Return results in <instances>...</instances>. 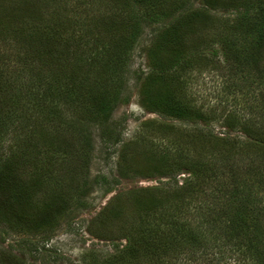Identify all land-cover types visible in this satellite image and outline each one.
Returning <instances> with one entry per match:
<instances>
[{
    "label": "rangeland",
    "instance_id": "1",
    "mask_svg": "<svg viewBox=\"0 0 264 264\" xmlns=\"http://www.w3.org/2000/svg\"><path fill=\"white\" fill-rule=\"evenodd\" d=\"M116 1L0 0V118L10 110L16 120L11 123L13 126L7 135L0 139V161H13L14 166L23 171L22 184H32L30 161L36 155L23 150L31 134L23 126L27 120L34 124L35 117H38L36 124L39 129L33 138L36 140L33 150L38 152L44 169H50V180L53 181L30 192L26 212L37 214L51 196L59 195L66 205V211L53 231L47 228L37 231L11 229L0 223V264L9 253H14L26 264H84L87 252H100V258L113 254L111 241L124 238L129 225L136 222L142 212L168 208L173 202V199L165 198L162 188L178 174V168L191 162L200 166L210 157L207 153L211 151L209 147L212 144L204 137L200 138L208 131L219 138L251 143L248 147L251 146L252 158L260 156L259 145L264 140V131L259 129L261 124H254L246 134L231 131L224 126V122L232 115L236 116L243 107L248 111L258 107V100L264 95V86L255 94L240 88H228L221 75L222 68L216 58L208 55L209 51L204 50L206 56L194 58L191 69L185 73V95L193 105L203 109L206 120L198 117L173 120L150 114L140 107L138 76H142L144 81L151 73L152 64L168 63L174 59L168 48L155 45L151 29L144 31L132 51L131 66L127 76H124L123 98L130 97V100L128 103L123 101L113 110L106 127L89 123L85 117L82 119L81 109H66V102L55 100L65 75L70 79L73 76L75 82L82 83L83 79L78 80L77 76H86L90 84L99 76L87 73L86 66L74 64V60L72 62L63 52L56 51L52 55L47 46L58 49L59 40L74 37L75 41L77 35H85V31L89 33L87 40L90 41L97 36L96 28L102 25L109 27L108 19L114 11L108 10L115 8ZM169 2L167 6L178 4L176 0ZM201 2L191 0L195 8L200 7ZM107 4L110 6L108 10ZM211 14L207 29L194 30L193 35L185 39L187 49L204 45L218 49L216 44L211 43L218 36L216 14ZM44 36H49L50 41L42 39ZM108 39L111 36L103 42ZM83 52L82 48L78 51L79 54ZM54 55H59L58 60L54 61ZM192 57L189 56V60ZM63 60L66 61L65 66L60 65ZM252 71L256 72L255 69ZM170 83L171 80L157 82L155 87ZM251 95L256 96L257 102L252 101ZM52 99L62 105L57 107L53 104L49 109ZM248 115L239 114L241 118ZM51 121L53 123H49ZM105 130L108 134H103ZM118 139L122 141L117 143ZM238 157L235 155L234 160L237 161ZM242 168L241 174L246 170ZM176 177L182 185L187 176L180 171ZM153 188L159 189L149 190ZM200 204L197 200L193 201L188 208L175 215L190 221ZM171 211L179 212L175 209ZM163 213L165 215L166 212L162 211L156 217ZM122 243L126 244V241L122 240ZM228 252L227 249L214 251L215 259H221ZM227 257L215 264H236L234 256ZM177 259L175 264H211L204 262L202 252L190 260L185 251ZM89 260L86 257V261Z\"/></svg>",
    "mask_w": 264,
    "mask_h": 264
},
{
    "label": "trees",
    "instance_id": "2",
    "mask_svg": "<svg viewBox=\"0 0 264 264\" xmlns=\"http://www.w3.org/2000/svg\"><path fill=\"white\" fill-rule=\"evenodd\" d=\"M176 1L178 4L167 6L169 0H117L114 9H110L109 4L106 6L107 10L110 9L108 11H114V15L108 19L109 27L102 25L96 28L97 36L90 38V41L87 40L89 33L85 31V35H77L75 41L74 37L59 40L58 49L48 45L52 55L56 51L63 52L72 62L74 60V64L86 66L87 73H95L100 80L103 79L97 81L99 79L96 78L90 84L86 76H77L76 79H83L82 83L75 82L73 76L70 79L65 75L55 100L66 102V109H81L82 119L85 117L89 123L106 127L113 110L123 101L128 103L130 100V97L123 98L124 76H127L131 66L132 51L146 29H151L155 45L168 48L174 59L168 63L152 64L145 82L142 76H138V103L144 111L173 120L197 117L206 120L203 109L193 105L185 95V73L191 69L194 58L206 56L204 50L218 61L228 88H240L249 94L258 92L264 86V0H226L227 3L225 0H201L198 8L192 5L191 0ZM213 12L216 14L218 36L211 43L216 44L218 49L213 50L209 45L187 49L185 39L192 36L194 30L207 29V21ZM108 36L111 39L103 42ZM42 39L48 41L50 37L44 36ZM81 48L84 52L79 54ZM59 55H54V61L56 58L58 60ZM189 56H193L192 59L189 60ZM42 59L45 61V57ZM60 62L65 66L66 61ZM165 80H171V83L155 87V83ZM255 97L251 95L252 101L257 102ZM53 104L57 107L62 105L52 99L49 109ZM247 113L248 117H240ZM13 117V112L8 110L0 118V139L7 135L13 126L11 123L16 121ZM230 118H225L224 126L231 131L249 134L256 123L261 124L259 129L264 131V122H260L264 121V95L254 110L248 111L243 107ZM38 120L35 117L34 124L27 120L23 126L31 133L23 150L36 155L30 161L32 184H22L23 171L16 168L13 161H0V223L11 229L53 231L66 211L65 203L57 195L48 198L37 214L26 212L30 192L53 181L50 180V169H44L38 152L33 150L36 143L33 138L39 129ZM103 134H108V131L105 130ZM200 136L212 144L209 147L211 151L207 153L210 157L200 166L191 162L177 167L178 174L162 188L165 198L173 199V202L169 201V207L142 212L137 221L129 225L124 238L111 241L113 254L100 258V252H87L84 264H175L178 255L185 251L190 260L202 252L204 262L211 264L225 260L227 255L234 256L236 264H264V140L260 141V156L255 159L250 154L251 146L248 147L251 143L219 138L209 131ZM121 141L118 139L117 143ZM235 155H239L237 161L234 160ZM242 166L246 168L243 174L240 173ZM180 171L187 176L182 185H179L176 177ZM196 200L202 205L195 208L190 221L176 217L175 214H180ZM170 209L179 212L170 213ZM162 211L166 212L165 215L163 213L156 217ZM224 249L229 252L221 259H215L214 251ZM86 257L90 259L88 262ZM2 264L26 263L14 253H9Z\"/></svg>",
    "mask_w": 264,
    "mask_h": 264
}]
</instances>
